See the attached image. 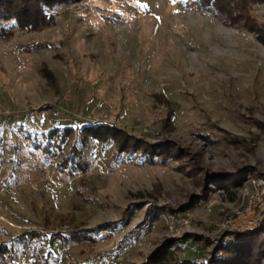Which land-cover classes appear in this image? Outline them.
<instances>
[{
	"label": "rangeland",
	"instance_id": "obj_1",
	"mask_svg": "<svg viewBox=\"0 0 264 264\" xmlns=\"http://www.w3.org/2000/svg\"><path fill=\"white\" fill-rule=\"evenodd\" d=\"M249 7L264 21V2ZM53 11L37 29L0 20L13 28L0 36V247L15 256L0 264H140L169 238L179 259L205 264L232 237L264 232L239 216L264 175L258 34L200 0H71ZM96 121L181 154L152 161L113 140L83 144L79 131L88 168L58 170L77 134L49 142L51 130ZM26 229L48 231L24 246ZM52 231L87 235L50 241Z\"/></svg>",
	"mask_w": 264,
	"mask_h": 264
},
{
	"label": "trees",
	"instance_id": "obj_2",
	"mask_svg": "<svg viewBox=\"0 0 264 264\" xmlns=\"http://www.w3.org/2000/svg\"><path fill=\"white\" fill-rule=\"evenodd\" d=\"M71 0H0V20L13 19L17 25L23 28L37 29L55 22L56 12L53 8L62 2ZM77 1V0H73ZM204 6L213 5L218 13L224 14L225 18L230 22L243 21L250 29L254 30L259 38L264 42V21H259L257 17L250 10L251 2H264V0H200ZM13 28L5 25L0 26V36H7L12 34ZM155 97L161 100H167L161 93H155ZM56 128V129H55ZM81 131L84 137H78ZM72 133L77 134V142L74 140L72 153L63 157V160L56 164L58 170L67 171L69 174L73 173L74 167H80L86 170L88 167L84 160V152L77 145L79 138L86 143L89 138H95L100 141L113 140L117 141L120 152H136L140 151L142 156H148L150 160L154 161L159 155L166 160L171 155H176L180 148L176 143L166 140L158 144L148 143L138 139L136 135L129 133L125 128L119 127L108 122H93L84 124L82 126H66L59 130L54 127L49 133V142L53 135H60V141H65ZM76 138V137H75ZM144 143H143V142ZM181 154V153H180ZM230 184L240 182L241 176L235 175ZM228 183L223 186L228 187ZM47 229H26L19 237L24 246L29 245L36 236L47 235ZM87 235V233H84ZM81 232H75L67 235L61 231H52L49 240L53 241L56 238H61L68 242L70 239H79ZM236 237L229 239L222 247H217L216 255H213L205 264H253L259 261L264 256V232L252 234L245 239L235 241ZM176 242L173 239L166 240L160 247L152 252L146 260L140 264H202L193 261L192 259H179L174 245ZM222 252L219 254V252ZM8 253L9 257L14 260V247L2 245L0 247V255ZM48 256V255H47ZM47 256H40L36 259L37 264H47ZM16 262V261H12ZM11 264H15L12 263Z\"/></svg>",
	"mask_w": 264,
	"mask_h": 264
},
{
	"label": "built area",
	"instance_id": "obj_3",
	"mask_svg": "<svg viewBox=\"0 0 264 264\" xmlns=\"http://www.w3.org/2000/svg\"><path fill=\"white\" fill-rule=\"evenodd\" d=\"M253 183L255 185V189L252 194L249 195L248 204L246 209L242 211V213H238V215L242 218L247 213L246 219L244 221L245 225L242 227L245 231L250 228H260L264 226V175L259 177L258 179H254ZM253 213L252 216H250Z\"/></svg>",
	"mask_w": 264,
	"mask_h": 264
}]
</instances>
